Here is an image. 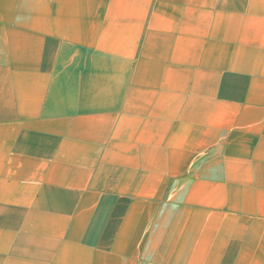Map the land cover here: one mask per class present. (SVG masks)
I'll return each mask as SVG.
<instances>
[{"label":"crops","instance_id":"obj_1","mask_svg":"<svg viewBox=\"0 0 264 264\" xmlns=\"http://www.w3.org/2000/svg\"><path fill=\"white\" fill-rule=\"evenodd\" d=\"M0 264H264V0H0Z\"/></svg>","mask_w":264,"mask_h":264}]
</instances>
